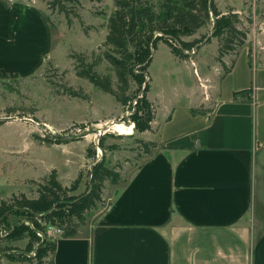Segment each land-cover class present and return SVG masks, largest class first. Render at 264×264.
Listing matches in <instances>:
<instances>
[{
  "label": "crops",
  "instance_id": "obj_1",
  "mask_svg": "<svg viewBox=\"0 0 264 264\" xmlns=\"http://www.w3.org/2000/svg\"><path fill=\"white\" fill-rule=\"evenodd\" d=\"M12 3L0 0V53L9 44L3 51L14 68L31 67L34 58L22 60L18 40L40 41L35 26L47 28L37 8ZM228 66L219 77L203 72L212 86L207 96L193 90L196 103L161 115L157 104L151 129L141 131L157 148L112 185L93 224L58 236L56 264H264V45L247 40ZM210 94L212 109H202Z\"/></svg>",
  "mask_w": 264,
  "mask_h": 264
},
{
  "label": "rangeland",
  "instance_id": "obj_2",
  "mask_svg": "<svg viewBox=\"0 0 264 264\" xmlns=\"http://www.w3.org/2000/svg\"><path fill=\"white\" fill-rule=\"evenodd\" d=\"M7 1L10 4L18 1L37 8L47 32L41 30L40 33L37 25L35 28L41 42L38 35L29 39L27 34L18 40V55L24 56L26 60L21 59L33 63L34 58L31 67L14 68L17 62L9 61L3 51L10 45L2 44L0 202L21 193L29 197L38 196V183L48 177L53 169L57 170L63 185L70 186L81 177L79 187L73 193H82L88 188L92 165L103 156L110 166H116L121 171L122 180L128 177L157 146L149 152L144 143L139 142V139L147 140L142 137L140 130L129 126L134 125L129 118L132 108L77 73V62L83 55L86 60L96 62L98 72L111 73L115 77V70L103 56L107 21L115 8V0H80L68 14L50 9L47 0ZM217 1L223 9L232 6L240 12L243 18L240 25L247 31L246 41L258 47L264 45V0ZM211 27V24L206 25L203 33H211ZM184 38L191 39L193 34L185 35ZM217 46L218 38L200 54L194 55L193 62L192 57L180 58L173 53L168 43L159 41L147 73V80L150 81L147 93L148 97L155 100L152 101L155 114L157 104L160 105L161 115L166 107L176 103H196L192 98L195 89L207 96L213 79L203 76V72H215L217 77L222 75L242 45L229 53L226 66ZM195 50H191L192 54ZM135 88L133 82L131 91ZM212 96L210 94L207 106L202 109H212ZM57 133L63 134L68 142L47 143L45 136ZM146 134L152 135L150 131ZM112 185L115 184L105 181L102 199L89 211L82 225L93 224L96 217L107 208ZM50 225L64 227L56 222L47 223L46 228ZM63 233L50 237L57 239ZM27 241L24 239L12 245L17 247L15 250L22 251ZM2 264L28 262L3 257Z\"/></svg>",
  "mask_w": 264,
  "mask_h": 264
},
{
  "label": "trees",
  "instance_id": "obj_3",
  "mask_svg": "<svg viewBox=\"0 0 264 264\" xmlns=\"http://www.w3.org/2000/svg\"><path fill=\"white\" fill-rule=\"evenodd\" d=\"M79 1L47 0V3L50 9L68 14ZM241 23L243 18L236 8L222 9L216 0H115V8L107 21L106 48L103 50V56L115 70V77L111 73L98 72L96 62L86 60L83 55L78 59L77 73L132 108L129 118L136 130L151 129L155 112L147 93L150 88L147 73L159 41L168 43L180 58H190L198 47L216 36L218 53L222 57L245 43L247 31ZM208 24L212 26L211 33L184 38ZM223 64L226 66L225 62ZM229 69L226 66L225 72ZM133 82L136 88L131 91ZM138 96L137 103L133 104ZM45 140L50 144L68 142L61 133L49 134ZM139 142H143L149 152L157 146L155 141L139 139ZM90 150L89 147L88 154ZM80 180L78 177L72 185H63L57 170L53 169L38 183V196L21 193L1 200L0 264L3 257L28 264H56L51 255L57 239L47 235V223L57 222L64 226V236L76 235L79 226L86 222L89 211L102 199L105 181L118 184L122 181V174L103 156L92 165L87 190L73 193ZM24 239H28L25 249L15 250L17 247L12 243Z\"/></svg>",
  "mask_w": 264,
  "mask_h": 264
},
{
  "label": "built area",
  "instance_id": "obj_4",
  "mask_svg": "<svg viewBox=\"0 0 264 264\" xmlns=\"http://www.w3.org/2000/svg\"><path fill=\"white\" fill-rule=\"evenodd\" d=\"M139 95H141V94H139ZM138 98H139V96L138 97H136L134 100H133V104H136L137 103V101H138ZM46 232H47V235H49V236H56V235H54V234H56V233H63L64 232V229L63 228H61V227H58V226H56V225H50V226H48V228H46Z\"/></svg>",
  "mask_w": 264,
  "mask_h": 264
},
{
  "label": "bare ground",
  "instance_id": "obj_5",
  "mask_svg": "<svg viewBox=\"0 0 264 264\" xmlns=\"http://www.w3.org/2000/svg\"><path fill=\"white\" fill-rule=\"evenodd\" d=\"M120 124H123V123H120ZM131 128H133L134 127V125L132 124V125H129ZM114 127V126H113ZM115 128V127H114Z\"/></svg>",
  "mask_w": 264,
  "mask_h": 264
}]
</instances>
